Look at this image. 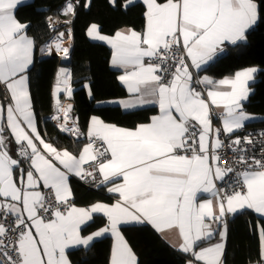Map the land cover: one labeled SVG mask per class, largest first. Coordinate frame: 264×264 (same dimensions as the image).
Here are the masks:
<instances>
[{
    "label": "snow or ice",
    "instance_id": "snow-or-ice-1",
    "mask_svg": "<svg viewBox=\"0 0 264 264\" xmlns=\"http://www.w3.org/2000/svg\"><path fill=\"white\" fill-rule=\"evenodd\" d=\"M23 3L0 0V91L7 100L0 103V264H72L70 249H87L105 234L114 237L108 264H139L121 232L122 225L133 223L149 224L160 234L174 230L186 264H225L227 216L251 210L264 218V155H240L234 162L244 166L240 171L225 167L220 137L228 134L231 150L241 153L244 145L253 144L249 136H232L254 119L243 111V102L251 92L249 83L264 69L247 67L219 80L207 75L194 79V74L225 52L226 45L247 41L249 30L264 20V0H142L140 31L128 28L107 36L99 25H90L87 35L109 44L111 65L122 70L118 79L130 98L118 103L125 110L154 104L158 114L133 128L90 117L89 142L78 155L58 150L37 128L29 82L37 44L28 35L29 25L17 18ZM90 3L86 0L85 7ZM132 3L127 0L125 7ZM61 11L74 15L72 0ZM48 23L54 24L51 18ZM63 37L58 33L39 51L47 48L49 55L55 51L68 59ZM61 94L73 97L72 72L65 67L56 76L53 118L61 131L79 136L73 105L63 103ZM213 107L222 110L215 114L222 128L213 127ZM6 130L20 146L15 157ZM86 164L93 167L86 169ZM97 172L116 200L77 207L71 202L70 177L95 179ZM218 181L226 187H218ZM94 214L105 217L106 225L82 235ZM214 235L220 241L205 246ZM259 236L258 264H264V227Z\"/></svg>",
    "mask_w": 264,
    "mask_h": 264
},
{
    "label": "trees",
    "instance_id": "trees-1",
    "mask_svg": "<svg viewBox=\"0 0 264 264\" xmlns=\"http://www.w3.org/2000/svg\"><path fill=\"white\" fill-rule=\"evenodd\" d=\"M127 0H116L113 6L110 0H92L87 10L84 3L77 6L73 20V54L71 62L73 101L79 116L80 127L88 131L90 117L99 116L108 123L124 127H134L150 121L156 109L135 112H123L118 106L98 107L99 101L118 99L126 95L118 80V73L110 68L111 49L108 45L94 42L87 35L92 24L101 27L107 35H114L121 29L140 31L144 25L143 4L133 0L125 7ZM66 0H34L33 3L17 9V18L29 25L28 34L40 47L50 41V30L46 19L54 15L65 19L62 8ZM37 60L30 71V90L34 111L37 115L41 135L59 149H68L78 153L82 142L73 141L65 135L51 120L54 100L53 89L58 69L62 64L58 57ZM264 69V20L248 32L247 41L230 46L202 74L215 80L234 75L236 71L247 67ZM92 95H88V87ZM252 93L244 104V111L261 119L251 125L264 126V71H258L255 82L251 85ZM75 203L89 206L95 202H112L113 197L104 187L94 193L85 189L79 182H74ZM106 225V218L96 216L83 233L91 234ZM259 226L264 227V218L253 211H245L229 220V238L225 255V264H252L261 260ZM121 232L138 257L139 264H186V259L170 248L159 234L148 224H130L121 228ZM113 239L106 237L96 241L86 250L72 251L69 255L73 264H108Z\"/></svg>",
    "mask_w": 264,
    "mask_h": 264
},
{
    "label": "crops",
    "instance_id": "crops-1",
    "mask_svg": "<svg viewBox=\"0 0 264 264\" xmlns=\"http://www.w3.org/2000/svg\"><path fill=\"white\" fill-rule=\"evenodd\" d=\"M137 1H140V2H142V0H137ZM34 2V0H24V3H23V5H19L18 7H17V9L19 8V7H21V6H24V5H28V4H31V3H33ZM84 3V5L86 4V0H72V3L74 4V6H75V12H76V8H77V5H79L80 6V4L81 3ZM91 3H92V0H91ZM91 3L87 6V7H85L87 10L90 8V6H91ZM112 4V3H111ZM113 5V4H112ZM115 5H116V3H115ZM115 5H113V6H115ZM17 9H16V13H17ZM17 15V14H16ZM66 17H65V19H60V18H58L59 20H61V21H68V20H70L71 21V23H73V20H72V16L73 15H65ZM259 23V22H258ZM258 23L252 28V29H250L249 30V32L251 31V30H253L254 28H256V26L258 25ZM100 27V26H99ZM69 30L71 31V36H72V38L74 39V37H73V28H68V29H65V30H61L60 32H63L64 33V37L65 36H67V37H69ZM121 30H123V29H121ZM59 32V33H60ZM100 32H101V34H103V35H107V34H104L102 31H101V27H100ZM248 34V33H247ZM246 34V35H247ZM29 35V34H28ZM30 36V35H29ZM107 36H113V35H107ZM31 37V36H30ZM92 41H94V42H99V43H103V44H106V45H108L109 47H110V49H111V53H112V48H111V46L109 45V44H107L105 41H99V40H95V39H92L91 37H89ZM51 40H52V38H51ZM50 40V41H51ZM36 44H37V42H36ZM48 44V43H47ZM230 46H232V45H226L225 46V48H226V51L228 50V48L230 47ZM42 47V46H41ZM40 47V48H41ZM39 50V45L37 44V51ZM37 51H36V53H35V62H34V65H35V63H36V60H37ZM225 51V52H226ZM225 52H221V53H218V55H217V57L212 61V62H210L207 66H204V68L198 73V75H199V77H202V76H204V75H207V74H202V72L205 70V69H207L208 67H210L211 66V64L219 57V56H221V55H223ZM219 54H221V55H219ZM112 55V54H111ZM52 57H58L59 59L61 58L59 55H57L56 53H52L51 55H49L48 54V52H47V48H45V51L44 52H39V60H43V59H46V58H52ZM34 65H33V67H34ZM109 65H110V68L113 70V71H115V72H117L118 74V76L120 75V74H122V70H119V69H116V68H114L112 65H111V58H110V62H109ZM33 67L30 69V71L33 69ZM61 67H65V68H67V69H69L70 71H71V67L70 66H64V65H62ZM258 73V72H257ZM257 73L255 74V77H254V80L253 81H251L250 83H249V88L251 89V85L255 82V78H256V75H257ZM207 76H209V75H207ZM210 77V76H209ZM228 77H230V76H228ZM194 78H195V75H194ZM212 78V77H211ZM119 80V79H118ZM215 80V79H214ZM29 82H30V77H29ZM120 82V81H119ZM120 84L123 86V88H124V90H125V92H126V95L124 96V97H122V98H118V99H110V100H104V101H99V102H97L96 103V105L98 106V107H106V106H118V107H120L121 109H122V111L123 112H126V113H129V112H135V111H139V110H145V109H156L157 111H156V114H158V106L157 105H154V104H146V105H143V106H140V107H138V108H136V109H131V110H125L119 103H118V101H120V100H122V99H128V98H130V94L127 92V89H126V86L125 85H123L121 82H120ZM54 87H55V85H54ZM72 88H73V85H72ZM73 92H74V88H73ZM53 93H54V89H53ZM252 93V90H251V92H250V94ZM249 97H250V95H249ZM249 97H248V99H249ZM53 100H54V109H53V113H52V115H51V120L54 122V124L60 129V127H59V124H60V121L59 120H57V119H54L53 117H55L56 115H57V112H56V106H55V97H54V95H53ZM61 101L63 102V103H65V104H68V103H74V101H73V97L69 100V99H67L66 97H65V95L64 94H61ZM248 101V100H247ZM247 101H245V102H243V111H244V104L247 102ZM0 103H7V100L6 99H4V93L2 92V91H0ZM220 111H222L221 109H216V108H214L213 107V109H212V120H213V116H216L215 114L216 113H218V112H220ZM245 112V111H244ZM155 114V115H156ZM248 114V113H247ZM71 115H72V117L73 118H77L78 117V126H79V131H80V133H81V135H79V136H75V135H73V134H71V133H69V132H64V131H62L65 135H67V136H69L70 138H72L73 139V141L75 142V144H76V142H78V141H80V142H82V148H83V146L84 145H86L87 144V141H86V139H87V132L86 133H84L83 131H82V129H81V127H80V121H79V116H78V114H77V111H76V109H74L73 111H72V113H71ZM250 116H252V117H254V119H252V120H250V121H248L247 123H246V125H251V124H253V123H256V122H258L261 118L260 117H258V116H255V115H251V114H249ZM99 117V116H98ZM101 118V117H100ZM102 119V118H101ZM36 121H37V128H38V130H39V132H40V129H39V123H38V119H37V115H36ZM106 122V121H105ZM150 122V121H149ZM108 123V122H107ZM145 123H147V122H145ZM245 125V126H246ZM70 126H71V122H70ZM119 126V125H118ZM121 127H124V126H121ZM213 127L214 128H222V121L221 120H213ZM127 128H131V127H127ZM133 128V127H132ZM61 130V129H60ZM41 134V133H40ZM236 134V133H235ZM5 135H6V137H7V142H8V147H9V150H10V152L14 155V157H15V154H16V152L18 151V149H19V145H17L15 142H14V140L12 139V137H11V135H10V133L6 130V132H5ZM41 137L46 141V142H48L42 135H41ZM48 143H50V142H48ZM52 144V143H51ZM53 145V144H52ZM54 147H56L55 145H53ZM57 148V147H56ZM82 148H81V150H82ZM58 150H64V149H59V148H57ZM68 150V149H67ZM80 150V151H81ZM68 151H70V150H68ZM80 151L78 152V153H74V152H72V151H70V152H72L74 155H78L79 153H80ZM25 166H27V165H25ZM78 177H75V176H71L70 177V185H71V188H72V193H73V200L75 201V192H74V187H73V185H74V182H78ZM218 183H219V181L217 182V186H218ZM111 185L110 184H104V188L106 189V192H108L107 191V188L108 187H110ZM46 190H48V189H43V188H41V191L42 192H44L45 193V191ZM108 194H110L112 197H113V200H112V202H104V201H99L100 203H108V204H111V203H113L115 200H116V198H117V196H116V194H113V193H109L108 192ZM203 197L204 198H211L210 197V194H203ZM95 203H97V202H95ZM94 204V203H93ZM75 205L77 206V207H89V206H91V205H89V206H82V205H78L77 203H75ZM248 211V210H247ZM251 211V210H250ZM243 212H245V211H243ZM240 213H242V212H240ZM237 214H239V213H237ZM256 214V213H255ZM100 214H94V216H93V221L95 220V217L96 216H99ZM258 215V214H257ZM100 216H102V215H100ZM233 215H228L227 216V222H228V232H227V239H226V242H225V255H226V251H227V246H228V238H229V220H230V218L232 217ZM259 216V215H258ZM260 217V216H259ZM93 221H90L89 222V224H88V226L93 222ZM134 224V223H133ZM128 225H130V224H128ZM149 225V224H148ZM123 226H125V225H122L121 226V228L123 227ZM149 226H151V225H149ZM152 227V226H151ZM261 226H259V228H260ZM153 228V227H152ZM84 229H85V227L84 226H82V235H85L84 233H83V231H84ZM154 229V228H153ZM155 230V229H154ZM156 231V230H155ZM157 232V231H156ZM158 233V232H157ZM159 234V236L162 238V236H163V241L170 247V248H172L175 252H177L178 254H180L181 256H183L185 259L187 258V256H186V254H184L183 252H181V251H179L178 250V245H179V237H178V235H177V233L173 230V231H166L165 233H163V234H160V233H158ZM86 236V235H85ZM106 237H111L112 239H113V242H112V245H113V243H114V237H112L110 234H105L104 236H102V237H99V238H96L92 243H91V245L88 247V248H90L96 241H98V240H101V239H104V238H106ZM220 241V236L219 235H217L216 236V238L215 239H213V240H210V241H207V242H205V246L207 245V244H212V243H216V242H219ZM173 245H176L177 247H173ZM87 248V249H88ZM78 250H86V249H84L83 247H74V248H72V249H70L69 250V254L72 252V251H78ZM69 259L71 260V258H70V255H69ZM72 261V260H71ZM72 264H73V262H72Z\"/></svg>",
    "mask_w": 264,
    "mask_h": 264
},
{
    "label": "built area",
    "instance_id": "built-area-1",
    "mask_svg": "<svg viewBox=\"0 0 264 264\" xmlns=\"http://www.w3.org/2000/svg\"><path fill=\"white\" fill-rule=\"evenodd\" d=\"M48 18H51V20L54 22L53 26H48L51 31V35H57L61 30H65L68 28H71L72 23L68 24L65 23V21H60L59 19L53 17V16H48ZM47 18V22H48ZM61 23V24H60ZM195 78H198V74H194ZM197 90H203L204 86L203 85H197ZM213 120H218L216 116H213ZM264 132V126L262 125H246L242 130H240L238 133L234 134L232 136V139H235L236 135H239L241 139L243 140L244 136H249L250 139L253 141V144L251 145H244L246 152L241 153L239 151H232L230 146V140L228 138V134H222L220 139L224 141V148L221 150V155L224 160L227 161V167L228 165H232L234 168H236L237 171L242 170L244 167L242 164L234 163L235 161H238V158L240 155H245L246 158L251 157L253 155L256 156V158H260L261 155H264V151H262V147H264V144H262V141H264V137H261L259 133ZM87 143L89 142L88 137L86 139ZM99 146V145H97ZM86 169H91L93 165L91 164H86L84 165ZM233 174H229L231 176ZM102 176L97 172L95 174V179L93 177H88L86 180L78 179V182L88 191L94 192V193H99L101 192V188L104 186V184H101L100 181L102 180ZM228 179V177H226ZM218 187H226L223 182L218 183ZM50 192V190H46L45 194L47 195ZM71 202L75 203L74 200ZM261 261V260H260ZM254 262L252 264H258V262Z\"/></svg>",
    "mask_w": 264,
    "mask_h": 264
},
{
    "label": "bare ground",
    "instance_id": "bare-ground-1",
    "mask_svg": "<svg viewBox=\"0 0 264 264\" xmlns=\"http://www.w3.org/2000/svg\"><path fill=\"white\" fill-rule=\"evenodd\" d=\"M77 6H79V5H77ZM50 16V15H49ZM51 16H53V17H55V18H57L58 19V17H56V16H54V15H51ZM48 18V17H47ZM61 21V20H60ZM46 22H47V19H46ZM61 24V23H60ZM73 24V23H72ZM47 25H48V22H47ZM48 28H49V26H48ZM71 28H73L72 26H71ZM49 30H50V28H49ZM58 35V34H57ZM57 35H54V37H52V35H51V31H50V40H51V38H52V40H53V38H55ZM51 40V41H52ZM50 42V41H49ZM73 44H74V40H73V38H72V36L71 37H67V36H65V37H63V45H64V47H68L69 49H70V54H69V56H71L72 54H73ZM53 54L55 53V51H53L52 52Z\"/></svg>",
    "mask_w": 264,
    "mask_h": 264
},
{
    "label": "water",
    "instance_id": "water-1",
    "mask_svg": "<svg viewBox=\"0 0 264 264\" xmlns=\"http://www.w3.org/2000/svg\"><path fill=\"white\" fill-rule=\"evenodd\" d=\"M219 55H221V54H219ZM60 62L64 66H70L71 65V62H72V55L69 56L68 59H62V58H60ZM71 104L73 105V110H74L75 109V103H71ZM216 227H217L216 225H213V228H216ZM216 236L217 235H214L211 240L215 239Z\"/></svg>",
    "mask_w": 264,
    "mask_h": 264
},
{
    "label": "rangeland",
    "instance_id": "rangeland-1",
    "mask_svg": "<svg viewBox=\"0 0 264 264\" xmlns=\"http://www.w3.org/2000/svg\"><path fill=\"white\" fill-rule=\"evenodd\" d=\"M52 37H54V36H52Z\"/></svg>",
    "mask_w": 264,
    "mask_h": 264
}]
</instances>
